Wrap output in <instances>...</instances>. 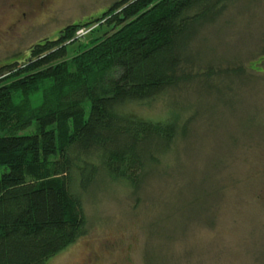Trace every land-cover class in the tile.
<instances>
[{
    "label": "trees",
    "instance_id": "1",
    "mask_svg": "<svg viewBox=\"0 0 264 264\" xmlns=\"http://www.w3.org/2000/svg\"><path fill=\"white\" fill-rule=\"evenodd\" d=\"M237 1L117 0L96 20L107 18L113 31L79 54L68 58L61 45L91 23L37 43L27 64L0 67V167L8 169L0 177V264H48L88 234V199L121 188L140 205L152 180L170 176L193 115L176 102L167 103L165 118L132 109L193 84L209 90L214 78L232 90L243 68H201L194 44ZM41 91L33 107L30 98ZM190 201L187 209L209 211L197 197ZM157 210L167 214L163 225H176L174 207ZM159 223L150 235L170 245L175 231ZM161 247L150 246L146 264L168 261Z\"/></svg>",
    "mask_w": 264,
    "mask_h": 264
},
{
    "label": "rangeland",
    "instance_id": "2",
    "mask_svg": "<svg viewBox=\"0 0 264 264\" xmlns=\"http://www.w3.org/2000/svg\"><path fill=\"white\" fill-rule=\"evenodd\" d=\"M115 1L0 0V67L27 64L34 45L88 22L91 27L70 31L76 39L61 45L68 58L79 54L113 31L107 18L96 20ZM194 47L201 68L205 62L215 70L242 67L244 75L233 78L232 90L227 79L214 78L217 86L209 90L193 84L153 107L133 108L154 118L167 117L168 102L188 109L192 132L180 143L179 161L170 158V176L152 180L140 205L121 188L88 199V234L48 264H146L151 245L163 247L164 264H264V0L230 5ZM42 92L30 98L33 107ZM6 171L0 167V177ZM196 197L209 211L187 209ZM161 205L174 207L176 225L161 223L167 216H159ZM158 221L156 227L175 231L170 245L150 235Z\"/></svg>",
    "mask_w": 264,
    "mask_h": 264
},
{
    "label": "bare ground",
    "instance_id": "3",
    "mask_svg": "<svg viewBox=\"0 0 264 264\" xmlns=\"http://www.w3.org/2000/svg\"><path fill=\"white\" fill-rule=\"evenodd\" d=\"M205 41V40H204ZM217 93V92H216Z\"/></svg>",
    "mask_w": 264,
    "mask_h": 264
}]
</instances>
